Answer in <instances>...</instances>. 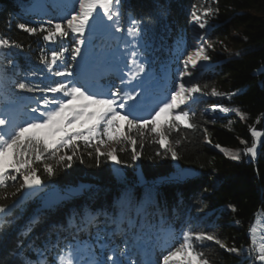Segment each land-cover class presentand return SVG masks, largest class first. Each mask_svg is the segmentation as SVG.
<instances>
[{
  "label": "snow or ice",
  "instance_id": "snow-or-ice-1",
  "mask_svg": "<svg viewBox=\"0 0 264 264\" xmlns=\"http://www.w3.org/2000/svg\"><path fill=\"white\" fill-rule=\"evenodd\" d=\"M219 4L220 0H203L193 5L191 22L200 30L197 43L191 51L185 50L182 70L166 95L150 106L144 104L148 56L154 47L155 26L170 14L167 0H152L151 11L147 13L137 12L126 0H64L62 5H57L62 8L61 15L36 24H17L20 30L40 37L44 43L35 65L26 54L32 51L30 44L0 34V264H214L211 254L205 251L211 247L240 259L241 264L244 261L264 264V241L258 242L254 226L249 228L248 245L237 246L234 239L230 243L223 237L214 223L194 227L191 216L183 221L178 233L164 213L153 223L148 207H161L154 187L148 189L145 200L135 205L131 189H126L117 201L119 211L113 215L103 209L96 212L87 207L74 209L67 228L53 224L42 237L32 235L42 223L39 212L30 216L21 228H15L20 219L17 210L23 211L24 193H34L44 184L38 172L51 179L59 170L70 168L73 157L83 163L85 155L94 158L97 167L106 161L128 163L118 155L129 150L134 165L142 155L137 151L138 142L142 149L146 140L162 148L155 156L179 159L177 148L188 140L182 132L201 131L204 140L212 143L211 134L204 126L210 122L205 112H234L240 120L248 119V114L238 107L212 104L199 117L194 108L200 97L231 100L240 92L239 89L223 92L214 84L196 80L198 66L211 61V52L217 46L230 51L223 40L210 39L208 34V29L214 27L211 22L219 16ZM45 7L37 2L29 11L40 16ZM99 30L114 38L123 34L119 37L120 55L102 46L94 62L115 67L118 82L107 92L98 91L90 84L93 64L84 57L86 44L92 43L89 37ZM50 45H58V50H49ZM173 47L177 52L184 47L182 34H177ZM231 54L237 58L242 55L240 51ZM257 71L264 75V66ZM261 85L264 86V81ZM22 101L28 102L23 105V113ZM250 131L254 138L250 146L248 141L241 140L244 147L239 150L219 144L215 147L234 161H240L242 155L255 159L257 143L264 133L251 127ZM82 147L91 150L85 152ZM256 171L259 175V170ZM218 183L201 186L197 209L201 216L209 215L207 200ZM76 191L68 189L61 199H70ZM261 191L264 193V188ZM57 203H47L44 207L53 209ZM227 207L233 213L238 211L235 203ZM101 216L105 218L103 228L99 224ZM240 223L235 220V224ZM109 224L114 227L109 229ZM93 228L94 235L90 231ZM67 229L88 231L94 243L62 241L60 236ZM84 249L88 259L81 260ZM96 249L100 250V257ZM156 249H160L158 258L153 257Z\"/></svg>",
  "mask_w": 264,
  "mask_h": 264
},
{
  "label": "trees",
  "instance_id": "trees-1",
  "mask_svg": "<svg viewBox=\"0 0 264 264\" xmlns=\"http://www.w3.org/2000/svg\"><path fill=\"white\" fill-rule=\"evenodd\" d=\"M37 2L43 3L45 0H0V34L25 45L30 44L32 51L26 54L31 56L33 65L37 63L36 57L39 55V49L44 47V43L40 37L30 36L20 30L17 24H36L56 16L51 13L35 16L28 12V7ZM167 2L170 14L155 26L154 47L148 56L149 66L152 67V70H149L151 80L148 81L153 84L157 80V83L153 84L155 88L151 91L149 84L146 85L145 88H148L145 97L148 98L145 103L153 102V99H163L167 89L172 86L182 70L185 50H192L200 32L191 22L190 11L193 5L200 4L203 0H167ZM126 4L131 5L137 12L147 13L151 11L152 0H126ZM219 7V16L211 22L214 27L208 29V34L210 39L223 40L230 51H224L217 46L216 51L211 52V61L197 68L196 80L199 83L214 84L223 92L237 89L240 92L231 100L200 97L199 103L194 108L199 117V114L205 112V109H210L212 104L238 107L248 114V119L240 120L234 112H205V118L210 122L204 126L211 134L212 143L208 144L204 140L201 131L182 132V135L188 136V140L177 148L179 159H173L170 155L155 156V152L158 150L162 152V148L151 140L144 141L142 149L138 142L137 151H141L142 155L134 165L130 161V150L120 152L118 155L120 160L128 161L120 164L123 169L121 178L117 177L111 161L103 162L97 167L94 158H88L86 155L83 163L73 157L72 166L59 170L51 179L38 172L37 175L48 187L73 186L78 191L70 199L60 201L53 209L45 208L37 197L23 201L21 205L23 211L17 210L20 215L15 225L17 230L37 212L42 217V223L33 230L32 235L35 237H42L53 224L64 225L67 228L74 209L80 211L87 207L93 212L103 209L109 215H113L119 211L117 201L126 189H131L133 205H135L136 202L145 200L148 189L154 187L158 193L157 203L161 207H148L149 213L153 214L150 216L153 223L159 221L160 213H164L171 220L173 230L178 233L183 227V221L191 216L194 227L197 225L204 227L214 223L230 243L234 239L237 246L248 245L249 228L253 226L257 216H264V193L261 191L264 188V135L255 159L251 157L248 159L246 155H242L240 161L231 160L215 145L239 150L244 147L241 140H246L250 146L254 139L250 127L253 128L260 119H263V130L260 132L264 133V116L261 115L264 113V86L261 85L264 75L258 74L257 71L264 66V0H220ZM178 33L184 38V47L179 52L173 47ZM244 37L247 39L245 40ZM64 44L67 45L68 41ZM49 50H58V45H50ZM236 51L242 53L239 58L231 54ZM20 62L23 63V59ZM159 65L163 70H157ZM116 77V70L97 71L90 76L91 81L97 83L107 78L109 80L106 81L110 85L115 83L110 80L117 81ZM88 150L91 149L82 147V151ZM189 169L194 170L195 174L191 175ZM216 181H219L218 187L207 200L209 215L201 216L197 212L201 186H210L211 182ZM47 194L50 195V192ZM230 203L237 205L236 213L227 207ZM104 219L103 216L99 217L101 228L105 226ZM235 220H240L241 223L237 225ZM112 227L114 225H108L109 229ZM90 231L94 235L95 229ZM60 239L68 242L75 239L94 243L88 231L76 232L74 229L64 231ZM84 250L79 257L81 260L88 259L87 249ZM205 251L211 254L214 264H241L240 259L224 253L218 247H211ZM96 255L101 256L99 249H96ZM159 255L160 249H156L153 257L158 258ZM243 264L249 262L244 261Z\"/></svg>",
  "mask_w": 264,
  "mask_h": 264
},
{
  "label": "rangeland",
  "instance_id": "rangeland-1",
  "mask_svg": "<svg viewBox=\"0 0 264 264\" xmlns=\"http://www.w3.org/2000/svg\"><path fill=\"white\" fill-rule=\"evenodd\" d=\"M63 3H64V0H45V2H43L42 4L46 5V7L42 10L40 16H43L46 13H51V14L56 15V16L61 15L62 14V8L58 7L57 5H62ZM30 7H28V9H27L28 12H30L29 11ZM122 35L123 34H117L116 37L114 38L111 35L104 34L102 32V30H99L94 36L89 37V39L92 41V43L86 44L84 57H85L86 61L93 64V68H92V72H91L90 76L93 75L94 73H96L97 71L115 70V67L110 66L108 64L94 63V62L96 61L97 56L99 55L100 51L102 50V46H104V48H106L108 51H112L116 55H120V53L118 51V48L120 47L119 37ZM208 63H209V61L208 62H202V65H206ZM198 67H201V66H198ZM149 70H152V67L149 66ZM157 70H163V69H161L160 65H159V68ZM149 76L150 75L148 74V76L145 79V87L147 84H149L148 87H150V91H151L155 88L153 84H156L157 80L155 79L156 82H153V84H152L151 81H148V80H151L149 78ZM94 78H98V77H94ZM185 79L187 80V77ZM106 80H108V79L105 78L101 83H97V82L91 81V78L89 77L90 84L96 90L101 91V92H107L108 88L111 86ZM110 81H114L115 83L118 82L116 80H110ZM147 98L148 97H145L144 104L149 105V106L154 104L158 100V99L157 100L153 99L154 100L153 102L150 101L149 103L148 102L145 103V100ZM26 103H28V102L27 101L21 102V113H23L25 111V109L23 108V105ZM29 106H34V105H29ZM23 118H25V116L22 114L21 119H23ZM256 131L260 132L259 130H256ZM262 138L263 137L261 136L259 142L257 143V153H258L260 144L262 142ZM246 157L248 159H250V156L246 155ZM111 163L113 165V168H114V171H115L117 177L121 178L122 174H123L122 166L120 164L114 163L113 161H111ZM189 171L191 172L190 173L191 175H192V173H193V175L195 174L194 170L192 171L191 169H189ZM68 189H74L75 190L76 188L73 186L62 188V187L56 186V185H52V186L48 187L44 183L43 186H41L39 188V190L34 192V193H29L26 191L23 195V201L28 200V199H34L37 197L40 201L43 202L44 205L47 203H55L57 201L60 202V201L64 200V199H61V197H64L66 195ZM48 192H50V195L47 194ZM253 226L255 227V234H256V238H257L258 242L264 241V216L263 215L257 216L254 223H253ZM84 253H86V250H84Z\"/></svg>",
  "mask_w": 264,
  "mask_h": 264
},
{
  "label": "water",
  "instance_id": "water-1",
  "mask_svg": "<svg viewBox=\"0 0 264 264\" xmlns=\"http://www.w3.org/2000/svg\"><path fill=\"white\" fill-rule=\"evenodd\" d=\"M253 128H255L256 130L262 131L263 130V119H260Z\"/></svg>",
  "mask_w": 264,
  "mask_h": 264
}]
</instances>
